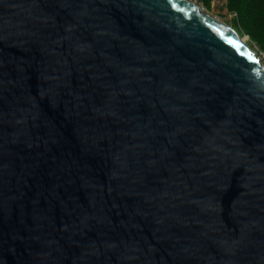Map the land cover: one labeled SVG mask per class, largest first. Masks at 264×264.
I'll return each mask as SVG.
<instances>
[{
  "label": "water",
  "instance_id": "obj_1",
  "mask_svg": "<svg viewBox=\"0 0 264 264\" xmlns=\"http://www.w3.org/2000/svg\"><path fill=\"white\" fill-rule=\"evenodd\" d=\"M0 264H264L262 61L188 0H0Z\"/></svg>",
  "mask_w": 264,
  "mask_h": 264
},
{
  "label": "rangeland",
  "instance_id": "obj_2",
  "mask_svg": "<svg viewBox=\"0 0 264 264\" xmlns=\"http://www.w3.org/2000/svg\"><path fill=\"white\" fill-rule=\"evenodd\" d=\"M233 30L264 65V21L249 6L252 0H189ZM262 2L263 0H253Z\"/></svg>",
  "mask_w": 264,
  "mask_h": 264
},
{
  "label": "trees",
  "instance_id": "obj_3",
  "mask_svg": "<svg viewBox=\"0 0 264 264\" xmlns=\"http://www.w3.org/2000/svg\"><path fill=\"white\" fill-rule=\"evenodd\" d=\"M249 6L255 13L257 14L258 18L262 21H264V0L262 2H256V1H251L249 3Z\"/></svg>",
  "mask_w": 264,
  "mask_h": 264
},
{
  "label": "snow or ice",
  "instance_id": "obj_4",
  "mask_svg": "<svg viewBox=\"0 0 264 264\" xmlns=\"http://www.w3.org/2000/svg\"><path fill=\"white\" fill-rule=\"evenodd\" d=\"M249 58H252V59H254V57H252V56H251V54H249ZM256 62L258 63L259 61H256Z\"/></svg>",
  "mask_w": 264,
  "mask_h": 264
},
{
  "label": "bare ground",
  "instance_id": "obj_5",
  "mask_svg": "<svg viewBox=\"0 0 264 264\" xmlns=\"http://www.w3.org/2000/svg\"><path fill=\"white\" fill-rule=\"evenodd\" d=\"M188 2H189V3H191V4H193V3H192V2H190L189 0H188ZM193 5H195V4H193Z\"/></svg>",
  "mask_w": 264,
  "mask_h": 264
}]
</instances>
